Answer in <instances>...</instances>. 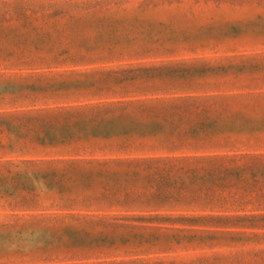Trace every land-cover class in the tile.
Wrapping results in <instances>:
<instances>
[{"label": "rangeland", "instance_id": "rangeland-1", "mask_svg": "<svg viewBox=\"0 0 264 264\" xmlns=\"http://www.w3.org/2000/svg\"><path fill=\"white\" fill-rule=\"evenodd\" d=\"M0 264H264V0H0Z\"/></svg>", "mask_w": 264, "mask_h": 264}]
</instances>
